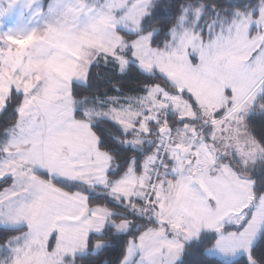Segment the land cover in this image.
I'll list each match as a JSON object with an SVG mask.
<instances>
[{
  "label": "snow or ice",
  "instance_id": "6c2138e0",
  "mask_svg": "<svg viewBox=\"0 0 264 264\" xmlns=\"http://www.w3.org/2000/svg\"><path fill=\"white\" fill-rule=\"evenodd\" d=\"M0 264H264V0H0Z\"/></svg>",
  "mask_w": 264,
  "mask_h": 264
}]
</instances>
